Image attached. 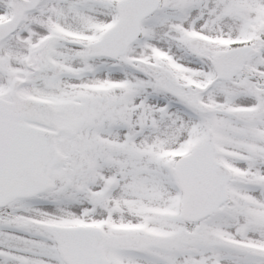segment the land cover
Here are the masks:
<instances>
[{"label": "snow or ice", "instance_id": "1", "mask_svg": "<svg viewBox=\"0 0 264 264\" xmlns=\"http://www.w3.org/2000/svg\"><path fill=\"white\" fill-rule=\"evenodd\" d=\"M0 264H264V0H0Z\"/></svg>", "mask_w": 264, "mask_h": 264}]
</instances>
